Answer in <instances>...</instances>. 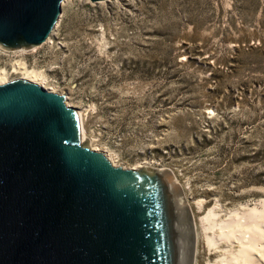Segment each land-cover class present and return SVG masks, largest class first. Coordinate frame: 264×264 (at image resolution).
Instances as JSON below:
<instances>
[{
	"label": "rangeland",
	"instance_id": "rangeland-1",
	"mask_svg": "<svg viewBox=\"0 0 264 264\" xmlns=\"http://www.w3.org/2000/svg\"><path fill=\"white\" fill-rule=\"evenodd\" d=\"M59 7L40 44L0 49V71L21 61L42 72L77 111L80 143L116 167L167 170L192 217L194 263L212 262L200 221L208 209L225 218L264 203V0Z\"/></svg>",
	"mask_w": 264,
	"mask_h": 264
},
{
	"label": "water",
	"instance_id": "water-1",
	"mask_svg": "<svg viewBox=\"0 0 264 264\" xmlns=\"http://www.w3.org/2000/svg\"><path fill=\"white\" fill-rule=\"evenodd\" d=\"M62 1L0 0V49L40 44ZM160 201L179 245L170 263ZM172 205L187 226L174 222ZM195 245L167 170L113 167L80 143L77 111L61 96L25 81L0 85V264H193Z\"/></svg>",
	"mask_w": 264,
	"mask_h": 264
},
{
	"label": "bare ground",
	"instance_id": "bare-ground-1",
	"mask_svg": "<svg viewBox=\"0 0 264 264\" xmlns=\"http://www.w3.org/2000/svg\"><path fill=\"white\" fill-rule=\"evenodd\" d=\"M10 66V74L18 75L21 81L35 84L47 92L56 94L54 88L47 86L46 77L42 72L28 69L21 61H14ZM10 74L0 71V85L8 82ZM65 105L69 107L68 103ZM79 131L82 138L83 131L80 125L78 135ZM90 150L101 153L113 167L117 166L115 156L112 154L102 152L94 146L90 147ZM200 221L207 249L213 251L212 253H218L215 260L208 264H264V203L260 210L256 207H244L240 212L236 210L228 212L225 218L210 208Z\"/></svg>",
	"mask_w": 264,
	"mask_h": 264
},
{
	"label": "flooded vegetation",
	"instance_id": "flooded-vegetation-1",
	"mask_svg": "<svg viewBox=\"0 0 264 264\" xmlns=\"http://www.w3.org/2000/svg\"><path fill=\"white\" fill-rule=\"evenodd\" d=\"M132 175H133V179H134L136 185L139 186L140 183H142V177H143L142 171H140V172L134 171V174H132ZM159 207L161 208L162 211H163V209L165 211V206L163 207V201H160ZM173 207H174V209H173L174 216L177 218V219L175 217L172 218V219H174V222H176L177 224L179 223V225L183 224V225L187 226V223H188L187 222V218L184 217L185 218L184 219L181 215H179L177 213L178 212L177 211V206L174 205ZM169 209H170V206L167 203L166 210H169ZM164 211H163V216L164 217H163V220H162L163 221V227H162V229H163V236H164L163 237V242H164L163 244H164V248L169 252L168 255L170 256V257L167 256L166 262H168V260H169V263H170L174 259L176 247L178 249L179 248V245H178L177 240H175V241H171L170 240V236H171V232L172 231H170V227H169V224H168L169 219H167L166 213ZM175 212L178 215H176ZM178 216H180V217H178ZM186 233H185V230H179V232H178V230L177 231L174 230L172 235L175 236V237H179V238L180 237L183 238V236H185L187 238L190 237L189 236V232L187 234ZM173 264H175V263H173Z\"/></svg>",
	"mask_w": 264,
	"mask_h": 264
}]
</instances>
